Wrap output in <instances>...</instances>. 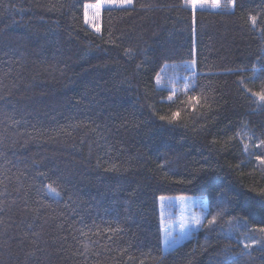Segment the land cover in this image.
Here are the masks:
<instances>
[{"label":"trees","instance_id":"16d2710c","mask_svg":"<svg viewBox=\"0 0 264 264\" xmlns=\"http://www.w3.org/2000/svg\"><path fill=\"white\" fill-rule=\"evenodd\" d=\"M220 3L0 0V264H264V0ZM161 196L207 204L166 253Z\"/></svg>","mask_w":264,"mask_h":264},{"label":"rangeland","instance_id":"374dc122","mask_svg":"<svg viewBox=\"0 0 264 264\" xmlns=\"http://www.w3.org/2000/svg\"><path fill=\"white\" fill-rule=\"evenodd\" d=\"M196 8L191 7L192 10ZM195 75L193 62L177 66H165L157 76L159 84L156 79V87L167 90L169 96L174 98L176 94L186 91V84L192 85ZM167 101H169L168 98ZM158 206L160 210L161 249L163 253L187 241L196 233L205 221L207 213L206 201L192 196L165 197L163 202L159 198ZM197 219L200 220V225L195 224ZM181 223H184L186 227H190L191 231L186 238L181 239L174 247H166L165 240L168 238L169 233L172 236L181 234Z\"/></svg>","mask_w":264,"mask_h":264},{"label":"snow or ice","instance_id":"6c2138e0","mask_svg":"<svg viewBox=\"0 0 264 264\" xmlns=\"http://www.w3.org/2000/svg\"><path fill=\"white\" fill-rule=\"evenodd\" d=\"M103 2L105 4H108L110 6L116 7V8H121V9H125L127 10L128 7L133 5V0H103ZM185 5L188 6L190 5L192 8H196L197 6L199 7H205L207 4V0H184ZM211 7L213 8H219L221 7V3L220 0H211ZM93 7L97 8V10H99V8L101 7L100 4H96L93 5ZM252 22L253 24L255 23V17H252ZM157 83L159 84V79H157ZM186 90L191 88L192 91H194V87H191L190 85L186 84L185 85ZM254 96H257L258 99L261 102H264V91H262L261 93H253ZM189 99H194V97H189ZM169 101L173 100L172 96L168 97ZM179 113L177 112H173L171 114V116H160L159 119L161 121H166L169 124H172L175 122L176 118L178 117ZM261 145H264V141L260 142ZM247 150V146H245V151ZM258 159H260V157H258ZM260 162L262 164H264V159H260ZM49 190L55 192V189H52V186L49 185L48 186ZM58 195V193H56ZM160 200L163 202L165 200V197L161 196ZM163 206V205H162ZM218 215H221L220 213H218ZM217 217L213 216L211 220L208 221L209 224H215ZM196 225H200V220L197 219L195 221ZM181 228V234L177 235V236H172L171 233L168 234V238H166L165 240V244L166 247L168 248H172L174 247L181 239H184L187 237V235L189 234V232L191 231L190 227H186V225L184 223H181L180 225ZM260 232H264V228H260L259 229ZM260 241L256 240V239H252L251 243H244V247L245 248H249L252 246V244L255 243H259ZM223 264H227V261L223 262Z\"/></svg>","mask_w":264,"mask_h":264}]
</instances>
